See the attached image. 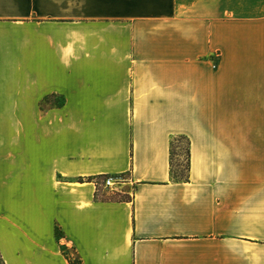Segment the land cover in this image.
I'll return each mask as SVG.
<instances>
[{
  "label": "crops",
  "instance_id": "obj_1",
  "mask_svg": "<svg viewBox=\"0 0 264 264\" xmlns=\"http://www.w3.org/2000/svg\"><path fill=\"white\" fill-rule=\"evenodd\" d=\"M0 264H264V17L0 0Z\"/></svg>",
  "mask_w": 264,
  "mask_h": 264
},
{
  "label": "rangeland",
  "instance_id": "obj_2",
  "mask_svg": "<svg viewBox=\"0 0 264 264\" xmlns=\"http://www.w3.org/2000/svg\"><path fill=\"white\" fill-rule=\"evenodd\" d=\"M223 10H231L238 17L262 18L264 17V0H221ZM188 141L176 138L173 144L174 177L184 179L188 175ZM103 199H120L115 194H104Z\"/></svg>",
  "mask_w": 264,
  "mask_h": 264
},
{
  "label": "built area",
  "instance_id": "obj_3",
  "mask_svg": "<svg viewBox=\"0 0 264 264\" xmlns=\"http://www.w3.org/2000/svg\"><path fill=\"white\" fill-rule=\"evenodd\" d=\"M120 182H122V179H115L113 177H107L103 180L102 184L105 187H115L117 186Z\"/></svg>",
  "mask_w": 264,
  "mask_h": 264
},
{
  "label": "trees",
  "instance_id": "obj_4",
  "mask_svg": "<svg viewBox=\"0 0 264 264\" xmlns=\"http://www.w3.org/2000/svg\"><path fill=\"white\" fill-rule=\"evenodd\" d=\"M185 139V138H184ZM187 153H188V160L190 159V150H189V143H188V151H187ZM187 171H188V169H187ZM172 178L173 179H175V177H174V153H173V146H172ZM189 179V175H187V177L186 178H182V179H175V180H188Z\"/></svg>",
  "mask_w": 264,
  "mask_h": 264
}]
</instances>
